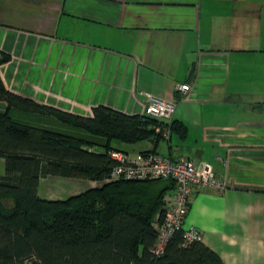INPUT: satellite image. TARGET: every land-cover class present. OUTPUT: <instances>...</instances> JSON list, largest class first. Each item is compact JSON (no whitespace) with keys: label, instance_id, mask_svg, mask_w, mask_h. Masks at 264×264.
Wrapping results in <instances>:
<instances>
[{"label":"crops","instance_id":"obj_1","mask_svg":"<svg viewBox=\"0 0 264 264\" xmlns=\"http://www.w3.org/2000/svg\"><path fill=\"white\" fill-rule=\"evenodd\" d=\"M0 50L7 90L74 116L100 106L147 115L141 91L169 100L189 84L168 139L113 144L129 158L154 151L209 164L228 187L193 190L183 228L224 264H264V0H0ZM9 114L64 126L47 110ZM53 176L38 195L63 199L39 194ZM62 178L79 180L67 195L102 184ZM163 182L166 207L174 185Z\"/></svg>","mask_w":264,"mask_h":264},{"label":"trees","instance_id":"obj_2","mask_svg":"<svg viewBox=\"0 0 264 264\" xmlns=\"http://www.w3.org/2000/svg\"><path fill=\"white\" fill-rule=\"evenodd\" d=\"M9 58L0 50V65ZM0 101L7 104L0 113V264H224L200 241L182 246V229L173 233L162 255H154L168 188L163 180H171L107 181L113 164L108 151L119 150L113 142L160 138L156 119L102 106L92 117L74 116L10 92L1 79ZM13 108L47 110L64 126L14 119ZM176 124L171 122V130ZM46 175L102 184L51 200L37 192Z\"/></svg>","mask_w":264,"mask_h":264},{"label":"built area","instance_id":"obj_3","mask_svg":"<svg viewBox=\"0 0 264 264\" xmlns=\"http://www.w3.org/2000/svg\"><path fill=\"white\" fill-rule=\"evenodd\" d=\"M189 90V84H178L176 94L169 100L155 98L150 93L141 91V95L149 102L147 115L158 121L154 130L160 137H170V124L176 104ZM108 155L113 164L107 181L169 179L174 185V194L165 207L162 219L156 224L157 236L153 246L155 256L163 254L169 239L178 229L183 231L182 246L186 247L200 240L199 231L192 227L183 228L192 191L203 188L223 191L228 187L227 181L218 178L209 164L196 162L185 155L174 161L156 152H145L129 158L125 152L112 149L108 151Z\"/></svg>","mask_w":264,"mask_h":264},{"label":"rangeland","instance_id":"obj_4","mask_svg":"<svg viewBox=\"0 0 264 264\" xmlns=\"http://www.w3.org/2000/svg\"><path fill=\"white\" fill-rule=\"evenodd\" d=\"M4 174V160L2 157H0V175ZM52 179V180H50ZM49 181H52L51 183ZM72 181H79L77 179H67L62 178L59 176H53V178H49V180L42 181L40 188H39V194L42 196L44 194V188H50V194H59V196H62L63 199L67 198L70 195H67L65 192V188L69 187L70 182ZM83 184L82 186H84ZM49 186V187H48ZM72 186V185H71ZM65 187V188H64ZM85 190V189H83ZM45 196V195H44ZM54 198V197H52Z\"/></svg>","mask_w":264,"mask_h":264}]
</instances>
